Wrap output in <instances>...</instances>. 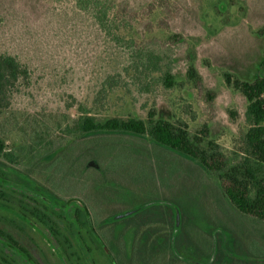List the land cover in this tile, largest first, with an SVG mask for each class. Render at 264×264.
<instances>
[{
	"label": "rangeland",
	"instance_id": "rangeland-1",
	"mask_svg": "<svg viewBox=\"0 0 264 264\" xmlns=\"http://www.w3.org/2000/svg\"><path fill=\"white\" fill-rule=\"evenodd\" d=\"M112 1V15L121 26L120 40L103 31L75 0H0V53L16 56L28 70L27 77L20 79L10 92L7 107L0 113L3 139L17 159L16 163L6 161V174L14 181L34 180L52 195L63 198L73 196V191H79L87 182L88 196L92 197L96 188H101L100 183H96L94 174L82 178L80 183L81 178L72 167L75 159L81 160L77 155L89 151L83 161L86 157L98 158L90 155V150L98 144L114 142L120 149L108 156L105 152L104 159L111 162L110 166L118 163L123 167L129 160L120 155L122 147L142 149L150 157L154 154L160 162L174 165L160 169L158 174L157 158L146 160L138 156L139 166L134 162L131 176H124L130 167L121 169L119 185L116 183L115 187L122 195L128 185L134 190L135 185L140 186L142 192L145 185L150 186L142 198L127 200L128 208L150 201L162 208H174V230L178 235L174 245L181 256L177 261L264 264V223L239 213L218 188L215 177L195 163L137 137L112 135L98 140L99 135L77 137L64 132L84 110H91L98 121L112 116H133L146 121L153 111L156 117L168 119L191 134L207 124L208 140L222 147L232 161L240 159L244 154L242 136L249 127L245 117L248 101L240 90L226 83L223 74L228 71L242 80L264 75L259 68L264 52V35L260 33L264 28V0ZM175 33L182 38L172 43L169 37ZM190 63L201 76V89L187 78ZM166 71L173 74V87L163 84ZM209 90L215 92L211 103L205 97ZM56 150L57 160L63 159L64 173L74 175L62 173L63 176H55L53 183L51 171L46 174L44 170L54 157L46 160L42 156ZM179 168L183 176H178ZM157 176L162 186L158 185ZM125 180L128 185L123 188ZM104 184L112 186L108 179ZM38 195L49 200L42 192ZM92 202L96 204L95 200ZM183 214L187 223L182 221ZM5 217L7 220H3ZM1 220L13 227L14 235L37 261L73 264L62 254L58 242L48 235L49 239L44 240L45 226L38 227L40 232L27 227L19 230L11 224L10 214L2 215ZM101 225L97 222L94 227ZM184 227L191 236L187 232L182 234ZM107 229L114 253H122L125 246L130 250L131 236L126 244L124 237L128 234L117 229L115 243L113 226L109 224ZM185 233L187 237H183ZM207 236L212 237L215 247L210 260L209 256L199 258L191 254L189 248L191 244L200 248ZM87 244L96 242L87 240ZM95 253L100 264H109L104 255L97 250ZM221 255L227 258L221 259ZM171 258L165 257L163 263L171 264Z\"/></svg>",
	"mask_w": 264,
	"mask_h": 264
},
{
	"label": "trees",
	"instance_id": "trees-1",
	"mask_svg": "<svg viewBox=\"0 0 264 264\" xmlns=\"http://www.w3.org/2000/svg\"><path fill=\"white\" fill-rule=\"evenodd\" d=\"M75 2L81 10L88 12L94 18L103 31L112 35L116 40L122 39L119 34L121 26L112 15L115 8L112 0H75ZM163 25H166V22ZM260 31L264 35V28ZM181 38V34L175 33L169 37V41L176 43ZM259 68L264 70V52ZM27 73L26 66L16 56L0 53V113L7 107L8 96L16 83L27 77ZM223 76L226 83L240 90L248 101L245 117L249 127L242 136L244 154L240 159L232 161L222 147L216 145L213 140H208L207 124H204L198 132L191 134L185 129L175 127L168 119L156 117L153 111L149 112L146 121L133 116H112L105 121H98L91 110H84L78 118L73 120L72 126L68 124L66 129L63 130L65 133H75L77 137L99 135L101 137L98 140L109 139L112 135L137 137L148 141L157 149L166 150L183 157L198 165L208 174L213 175L217 180L218 188L221 189L239 213L264 223V75H257L252 80H242L227 71L224 72ZM187 78L192 81L195 87L202 88L201 76L192 63L187 68ZM162 81L166 87H173L176 83L170 71L163 74ZM205 97L211 103L215 97V92L209 90ZM69 138L74 137L70 136ZM117 145L114 142L103 145L98 144L97 147L90 150V155H96L98 158L91 156L90 158L86 157V161H83L89 151L84 152L83 156L78 157L77 155V158L82 161L75 159L72 167L81 178L80 183H83L82 178L88 179L90 174H94L96 183H100L101 188H96V193L93 196L90 194L92 196L90 197L88 196L89 190L86 182V186L79 189V191H73L75 192L73 196L63 198L55 194L52 195L48 189L34 180L14 181L9 178L6 174L5 163L6 161L16 163L17 159L13 151L7 149L0 130V219L2 215L10 214L11 224L17 226L19 230L27 227L40 232L38 227L43 225L47 229L45 231L47 239L44 237V240L52 238L58 244H87V240L100 244L96 235L105 243L111 242L109 240V230L107 229L108 225L111 224L113 226L114 241L118 235V230H122V232L124 230L128 234L124 237L126 244L128 236H131L130 250L125 246L122 253H115L119 264H167L163 263L164 258L170 256L172 257L171 264H189L176 260L181 256L177 254L174 245L178 242V235L174 230L176 223L173 222L174 208H162L156 203L155 205L152 204V201L135 208H128L127 200L130 201V198L136 197L142 198L145 196L142 193L146 194L147 190L150 191V186L145 185L146 188L144 187L142 192L138 189L140 186L135 185L134 190L129 187L128 181L125 180L122 187L124 188L127 185L128 187L123 190L122 195L119 187H115L116 183L119 185L117 178L120 176L121 169L130 167L127 173L123 171L125 174L123 175L131 176L133 174L134 166L138 163L136 162L138 156L146 160L152 159L153 156L157 158L158 174L160 169L163 171L164 167L166 169L169 164L170 166L174 164L171 162L164 164L154 154L150 157L142 149L138 151L135 148L125 146L122 147L120 155L123 156V160L124 156L129 160L128 165L125 164L120 167L117 163L115 166H110L111 162L104 159V154L106 152L108 156V154L116 152V149L119 150L120 148ZM58 154L56 150L42 156L46 160L54 157L44 170L46 174L48 172L50 174L51 171L53 183L55 176L65 174L63 171L65 165L62 164L63 159L57 160ZM74 154L76 155V152ZM79 161H81L80 165H77L76 162ZM142 165H144V162ZM144 168L146 167L144 166ZM106 169L108 172H106ZM117 172L119 175H117ZM148 173L150 178L153 179L154 176L151 175V171L148 170ZM177 173L178 176L179 174L184 175L181 169L180 171L177 170ZM65 175H74V173ZM107 179L112 186L104 184ZM156 180H159L158 185L161 184L160 186H162L159 176ZM188 190L190 191L192 188L188 186ZM197 190H199L198 187ZM41 192L49 200L40 199L38 193ZM67 192L71 193L70 190ZM89 198H91V201ZM164 199L173 201L167 197ZM93 200L96 201V204L92 202ZM132 202L136 201L133 200ZM15 210L24 214L26 220L20 218ZM184 210L185 208L181 209L183 212ZM184 214L182 216L183 223L186 222V220L184 221ZM27 219L33 221L34 226H31ZM3 220H7L6 217ZM97 222L102 225L95 228ZM6 225L5 221L0 222V257L6 258L10 255V252L14 251L24 259L33 260L34 257L31 252L26 246L22 245L20 239L12 232L13 227L10 228ZM181 232L182 234L187 232L190 235L188 228L184 227ZM184 236L187 237L188 235L185 233ZM86 237L89 239H86ZM211 238L208 237L204 240V244L199 245L200 248L196 247L195 244H191L189 246L191 248L190 253L197 255L199 258L209 256L208 260H210L215 255V247L214 244H211ZM60 248L66 249V246L63 245ZM225 258H227L226 255H221V259Z\"/></svg>",
	"mask_w": 264,
	"mask_h": 264
},
{
	"label": "flooded vegetation",
	"instance_id": "flooded-vegetation-1",
	"mask_svg": "<svg viewBox=\"0 0 264 264\" xmlns=\"http://www.w3.org/2000/svg\"><path fill=\"white\" fill-rule=\"evenodd\" d=\"M96 237L100 242V244H58V245H60V247H62L63 245L66 246V249L65 248L62 249V254L67 259L71 260L73 264H100V262H98L96 259L97 258L95 255L96 250L101 255L105 256L109 264H119V261L116 258L115 253L112 251L113 250L112 244H101L99 237L97 235ZM105 247L108 249L109 252L106 250ZM57 253L59 254V250H57ZM0 264H42V263L37 261L35 257L33 258V260L24 259L20 255L12 251L10 252V255L8 257L6 258L0 257Z\"/></svg>",
	"mask_w": 264,
	"mask_h": 264
},
{
	"label": "water",
	"instance_id": "water-1",
	"mask_svg": "<svg viewBox=\"0 0 264 264\" xmlns=\"http://www.w3.org/2000/svg\"><path fill=\"white\" fill-rule=\"evenodd\" d=\"M20 218H22V219H24V220H26V217H25V215L24 214H22V213H20V212H15ZM29 223H30V225H33V222L32 221H29ZM100 241H101V244H105L104 242H103V240H101L100 239ZM105 246V245H104ZM106 248V247H105ZM106 250L108 251V249L106 248ZM109 252V251H108Z\"/></svg>",
	"mask_w": 264,
	"mask_h": 264
}]
</instances>
